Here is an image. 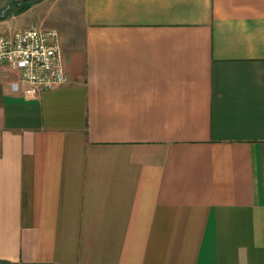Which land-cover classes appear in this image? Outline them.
Instances as JSON below:
<instances>
[{
  "label": "crops",
  "instance_id": "obj_1",
  "mask_svg": "<svg viewBox=\"0 0 264 264\" xmlns=\"http://www.w3.org/2000/svg\"><path fill=\"white\" fill-rule=\"evenodd\" d=\"M34 7L69 80L0 64V263L264 264V0Z\"/></svg>",
  "mask_w": 264,
  "mask_h": 264
},
{
  "label": "built area",
  "instance_id": "obj_2",
  "mask_svg": "<svg viewBox=\"0 0 264 264\" xmlns=\"http://www.w3.org/2000/svg\"><path fill=\"white\" fill-rule=\"evenodd\" d=\"M0 64L18 72L12 89L29 98L69 80L54 29L30 26L15 30L11 36L0 35Z\"/></svg>",
  "mask_w": 264,
  "mask_h": 264
},
{
  "label": "rangeland",
  "instance_id": "obj_3",
  "mask_svg": "<svg viewBox=\"0 0 264 264\" xmlns=\"http://www.w3.org/2000/svg\"><path fill=\"white\" fill-rule=\"evenodd\" d=\"M34 5V3L27 5L23 9L8 15L5 20L13 21L12 27L10 28H15L16 26H19V28L32 26L37 29H51L53 27L51 11L44 12L40 10V7L35 9L36 7H34Z\"/></svg>",
  "mask_w": 264,
  "mask_h": 264
},
{
  "label": "flooded vegetation",
  "instance_id": "obj_4",
  "mask_svg": "<svg viewBox=\"0 0 264 264\" xmlns=\"http://www.w3.org/2000/svg\"><path fill=\"white\" fill-rule=\"evenodd\" d=\"M38 1L39 0H0V12L6 10L5 16L7 18V16L13 12L23 9L27 5L35 4Z\"/></svg>",
  "mask_w": 264,
  "mask_h": 264
},
{
  "label": "water",
  "instance_id": "obj_5",
  "mask_svg": "<svg viewBox=\"0 0 264 264\" xmlns=\"http://www.w3.org/2000/svg\"><path fill=\"white\" fill-rule=\"evenodd\" d=\"M5 13H6V10H3L2 12H0V20L6 19Z\"/></svg>",
  "mask_w": 264,
  "mask_h": 264
},
{
  "label": "trees",
  "instance_id": "obj_6",
  "mask_svg": "<svg viewBox=\"0 0 264 264\" xmlns=\"http://www.w3.org/2000/svg\"><path fill=\"white\" fill-rule=\"evenodd\" d=\"M5 264H8V263H5Z\"/></svg>",
  "mask_w": 264,
  "mask_h": 264
}]
</instances>
